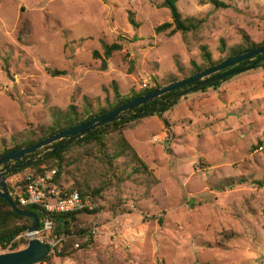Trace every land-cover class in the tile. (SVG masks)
I'll return each instance as SVG.
<instances>
[{"label":"rangeland","instance_id":"374dc122","mask_svg":"<svg viewBox=\"0 0 264 264\" xmlns=\"http://www.w3.org/2000/svg\"><path fill=\"white\" fill-rule=\"evenodd\" d=\"M161 1L0 0V149L3 138L8 143L12 134L48 122L51 108L80 110L84 97L93 108L111 103L112 81L126 94L152 84V76L183 78L192 60L202 62V44L218 59L225 55L221 40L239 44L242 32L264 40V0H222L227 7L217 9L205 0H178L183 16L202 21L184 39L154 31L170 20ZM118 35L122 49L105 57L103 44ZM54 68L65 73L51 76L47 69ZM123 133L152 175L126 168L122 180L118 173L108 178L112 184L96 203L102 211L80 216L79 226L95 227L94 243L34 264H254L264 251V186L251 183L264 177V65L184 94ZM81 153L79 147L69 154L97 185L102 166ZM72 177L63 174L68 183ZM152 177L157 182L148 184Z\"/></svg>","mask_w":264,"mask_h":264},{"label":"trees","instance_id":"16d2710c","mask_svg":"<svg viewBox=\"0 0 264 264\" xmlns=\"http://www.w3.org/2000/svg\"><path fill=\"white\" fill-rule=\"evenodd\" d=\"M178 0H162L161 7H165L169 11L170 20L164 21L154 27L156 33L166 32L167 35H173L179 32L184 39V36L192 31H196L201 25L202 21L195 16H183L177 7ZM206 3L211 4L214 8H224L227 4L222 0H205ZM128 22L137 29L139 24L135 20L132 12H128ZM24 28H21L20 34H24ZM122 41L124 37L118 35L114 41L110 44H103L105 57H109L112 52L122 49ZM264 40L260 42H253L247 33L242 32V42L239 44L226 47L223 40L220 41L218 50L220 53H225L223 57L213 59L212 54L205 44L199 46L200 56L202 58L201 63L191 61V67L187 75L183 78L190 76L194 73L201 72L204 69L221 63L226 57L232 56L246 48L253 46H263ZM93 55L97 56L95 51ZM258 65H264V60L260 61ZM257 65V66H258ZM179 70L182 67L177 65ZM51 76H57L64 74V70L60 69H47ZM181 78V79H183ZM227 79V78H226ZM224 79V80H226ZM180 80L174 75H167L165 79L160 82L156 76H152V84H147L145 87L139 89H132L126 94H121L115 81H112L114 99L111 103L105 106H98L93 108L91 102L87 97H84V104L80 110L74 104H69L66 109H60L57 107L50 109V119L48 122L38 123L36 126L26 129L24 132H17L10 136V141L7 143L6 139L1 140L2 147L0 149V155L15 148L33 145L39 141H42L51 134L63 131L69 127L75 126L79 123L86 121L89 117L97 114H102L110 111L111 109L119 106L120 104L134 99L152 89L166 85ZM223 80H217L214 82L212 88H217ZM207 87H202L204 91ZM174 92L164 95L159 99L157 109L149 115H162L164 112L171 109L179 101L181 96L172 98ZM151 107V103L144 104L138 107L135 113L146 111ZM142 117V116H140ZM140 117H134L129 120H117L112 123L103 125L88 134L79 137L71 145L55 149L53 152L45 154L43 157L37 159L31 164H22L14 168L6 178L18 174V179L10 183L6 181L7 190L11 200L17 205L20 210L30 211L34 213L39 221L41 227L45 218L52 221V233L59 234L64 233L67 235L63 242V246L60 251L49 253L41 262L49 263L54 257L67 258L71 257L78 248H87L94 243V237L90 232V224L79 226L80 216L82 214L96 215L102 211V207L97 205L98 199L103 197L104 189L111 185L112 176L118 173V179L122 180L125 169L129 168L128 174H145L152 175L153 170L142 160L137 153L136 149L125 137L123 130L126 129L131 122H135ZM165 122V121H164ZM166 123V122H165ZM167 124V123H166ZM65 139L60 140L53 146L62 144ZM82 148L80 156L86 155L89 158L95 160L102 166L103 171H99L101 179L97 181V185L90 184L85 177L82 176V170L77 165L79 157L70 155L69 153L76 149ZM168 151V149H166ZM79 156V155H78ZM32 155L26 157L31 159ZM123 158L119 167L118 159ZM44 166V167H42ZM57 167V172L54 175L53 183L60 188V195L64 196L72 191H77L79 195L84 199H88L94 206L92 209H82L70 212H46L42 207L37 205H21L17 196L18 193L24 191L26 184L25 176L32 175L36 177L43 174L46 170ZM73 175L71 183L66 182L63 179V174ZM104 178V179H102ZM109 178V179H108ZM244 180V179H240ZM157 179L152 177L148 184L156 183ZM234 183L233 179H226V185ZM251 183L259 186H264V177L261 180L252 179ZM223 189L222 187H220ZM33 220L30 217L16 214L7 202L0 198V248L7 251L20 249L26 245V239L23 237L17 238V236L31 227ZM78 243V247H74V244ZM254 264H264V251L259 253L254 258Z\"/></svg>","mask_w":264,"mask_h":264},{"label":"water","instance_id":"95a60500","mask_svg":"<svg viewBox=\"0 0 264 264\" xmlns=\"http://www.w3.org/2000/svg\"><path fill=\"white\" fill-rule=\"evenodd\" d=\"M264 60V45L246 48L232 56L226 57L221 63L210 66L201 72L194 73L178 81L152 89L134 99L126 101L108 112L89 117L86 121L63 131H58L33 145L12 149L0 155V198L4 199L10 208L18 215L30 217L33 220L28 232L32 237L20 249L0 253V264H34L48 255L47 246L33 237L39 226L37 216L25 210H20L11 200L7 190L6 176L17 166L31 164L57 148L71 145L79 137L117 120H129L134 117L146 116L157 109L156 102L162 96L174 92L172 98L182 96L202 87H212L217 80H224L233 75L253 69ZM104 62V61H103ZM102 62V66L105 64ZM151 103L146 111L135 113L136 109L144 104ZM65 141L53 146L60 140ZM32 155L31 159H26Z\"/></svg>","mask_w":264,"mask_h":264},{"label":"built area","instance_id":"2783aa9c","mask_svg":"<svg viewBox=\"0 0 264 264\" xmlns=\"http://www.w3.org/2000/svg\"><path fill=\"white\" fill-rule=\"evenodd\" d=\"M44 167V166H42ZM57 167L46 170L43 174L33 177L32 175H26L24 191L18 193L17 200L21 205H37L42 207L46 212H70L82 209H92L93 205L84 200L77 191H72L64 196L60 195V188L53 183L54 175L57 172ZM52 221L45 218L41 227H38L33 237H36L40 242L47 246L48 254L60 251L63 242L67 235L64 233L53 234L52 233ZM95 227H90V232L93 235ZM23 237L30 239L28 230L19 234L17 238ZM78 243L74 244V247H78Z\"/></svg>","mask_w":264,"mask_h":264}]
</instances>
